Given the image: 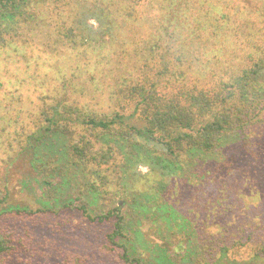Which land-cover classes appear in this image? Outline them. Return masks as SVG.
<instances>
[{
	"label": "trees",
	"instance_id": "1",
	"mask_svg": "<svg viewBox=\"0 0 264 264\" xmlns=\"http://www.w3.org/2000/svg\"><path fill=\"white\" fill-rule=\"evenodd\" d=\"M36 15L79 51L84 66L73 76L87 88L71 81L72 94L84 93L43 104L30 125L6 136L12 164L32 153L31 165L50 179L42 185L51 194L44 210L13 207L9 174L0 181L1 216L44 215L58 206L71 219L78 213L89 224L112 223L100 242L71 232L66 264H233L243 256L248 264L264 263V239L216 229L194 240L183 232L167 191L180 179L187 197V173L205 165L201 176L219 180L233 168L232 178L252 171L246 175L264 181V32L250 33L226 0H0V50L21 57ZM241 41V64L224 61ZM137 181L150 185L133 190ZM70 191H77L75 200H63ZM118 196L126 211L115 206ZM135 218L153 223L162 255L150 260L131 251L130 231L141 236L128 227ZM24 222L14 218L8 232V219H0V264H40L41 228Z\"/></svg>",
	"mask_w": 264,
	"mask_h": 264
},
{
	"label": "rangeland",
	"instance_id": "2",
	"mask_svg": "<svg viewBox=\"0 0 264 264\" xmlns=\"http://www.w3.org/2000/svg\"><path fill=\"white\" fill-rule=\"evenodd\" d=\"M226 1L239 9L242 22L251 29L250 33L262 34L264 32V6L259 0ZM40 12L39 10L37 14L39 15ZM41 16L44 14L42 13ZM37 22H32L24 31L25 35L23 34L22 37L24 47L19 48V51H23L21 57H14L13 53L0 50V83L2 84L0 89V124L8 131L0 136V181L4 182L5 177L12 174L11 183L15 182L16 187H14V191L11 189L12 202L10 205L31 211L46 209V204L50 202L48 195L51 193L46 190L42 182L50 179L46 178L39 168L31 165L32 153L17 155L16 157H19L12 164L8 157L11 152L7 153V139L10 137L6 136L19 131L22 126L30 125L31 120L38 114L43 104H52L57 100H71L84 93L83 91L79 94L71 93V81H73L72 84L76 89L81 88L84 84L83 78L81 82H78L74 80L76 77L73 76L77 66H84V60H78L79 51H73L71 43L56 35L48 21L43 22L41 20L38 25ZM57 22H59V18L56 20L55 26ZM242 47L243 42L242 44H231L229 52L232 57H225L223 60L232 58V65H240L242 58L239 56L243 53L241 52ZM84 88L86 90L87 87ZM10 120L17 122L12 123ZM259 133H255V142L262 138ZM238 152L241 156L244 154L249 160L251 159L241 147L238 148ZM229 164L230 162L227 163L226 167ZM202 167L204 168L206 165ZM202 167L193 168L186 175L187 182L191 184L190 196L188 192L187 197H182V188L188 189V187L186 182H180V179H175L173 187L169 186L167 190L170 194L169 202L184 220L186 228L183 232L187 231L194 240L208 233L209 230L216 229L232 232L237 237L244 236L247 238L250 236L255 240L256 238L264 239V185L262 186L264 181L260 179L261 176L252 178L246 175H250L252 171H241L236 178H232L234 169L231 168L228 171L229 174H225L224 178L218 180L211 177V174L210 176L204 175L206 177L201 176L204 173L203 170H200ZM139 172L150 174L145 167H140ZM150 176L147 178L151 179ZM137 182L132 189L140 192H144L150 185V182L147 184ZM75 192L70 191L71 194L64 196L63 200H75L77 194ZM124 200L122 196H118L115 206L118 203L121 209L126 211ZM76 203L74 202V204ZM95 203L93 201L90 206H95ZM57 207L44 215H27L20 218L16 215L1 216L3 214H0V219L3 217L8 219L9 225L6 226L9 229L8 232L15 227L12 224L14 218L18 220V225L24 219V224L29 228H41L37 236L45 247L41 249L42 253L36 255L40 264H66L65 255L71 252V240L68 239L71 232L74 235H84L100 242L112 229V223L97 225L84 222L78 213L74 216L75 219H71V213L69 214L65 209L60 211ZM91 207L90 211L92 212ZM217 207L220 209L218 210ZM8 208L6 207L5 210ZM71 220L74 221V226H71ZM129 222L134 225L128 227L137 228L141 234L140 236L136 233V229L130 231L129 235L133 237V245L136 247V249L131 248V251L139 254L144 253L150 260L155 254L162 255V241L150 233L153 223L148 220L137 222L136 218L133 221L129 220ZM168 246L171 248L170 245ZM44 252L46 256L43 257ZM262 260L264 261V259ZM233 264H248V261L243 256L236 259ZM257 264L264 263L259 262Z\"/></svg>",
	"mask_w": 264,
	"mask_h": 264
}]
</instances>
